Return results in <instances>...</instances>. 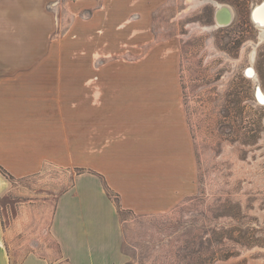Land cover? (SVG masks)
Returning <instances> with one entry per match:
<instances>
[{"label": "rangeland", "instance_id": "1", "mask_svg": "<svg viewBox=\"0 0 264 264\" xmlns=\"http://www.w3.org/2000/svg\"><path fill=\"white\" fill-rule=\"evenodd\" d=\"M263 1L0 0V79L28 98L0 102V116L34 119L50 152L25 156L37 172L7 175L9 217L12 195L41 199L31 213L45 235L42 199L97 183L114 264H264Z\"/></svg>", "mask_w": 264, "mask_h": 264}, {"label": "crops", "instance_id": "2", "mask_svg": "<svg viewBox=\"0 0 264 264\" xmlns=\"http://www.w3.org/2000/svg\"><path fill=\"white\" fill-rule=\"evenodd\" d=\"M3 13L4 2L0 5V16ZM28 93L29 99L36 97L35 90ZM41 94L43 92L38 96ZM25 96L18 85L5 84L0 79L2 104L16 101L19 109L21 101L28 99ZM30 123L36 124L34 119L0 116V264H13L18 253L22 252L27 254L15 264H114L109 257L117 251L119 233L114 224L108 226V214L102 208L108 209L109 199L97 183L93 184V191H81L85 188L78 181L72 190L59 194L53 204L49 203L52 197L42 199L51 209L45 235L36 231L34 221L37 217L31 213L41 199L30 198L20 202L12 195L16 202L12 203L14 211L9 217L8 206L2 202L6 195L11 194L13 185L7 175L20 178L39 170L38 163L31 165L25 161L26 155L37 156L41 160L50 155L36 143L38 139L45 140L46 135L37 134ZM24 206L30 209L29 215L24 212ZM112 214L116 216L114 212ZM39 252H53L57 256H41Z\"/></svg>", "mask_w": 264, "mask_h": 264}, {"label": "bare ground", "instance_id": "3", "mask_svg": "<svg viewBox=\"0 0 264 264\" xmlns=\"http://www.w3.org/2000/svg\"><path fill=\"white\" fill-rule=\"evenodd\" d=\"M254 11H252V17L256 21L257 25H259L261 28L264 29V1L257 4L255 9L253 8ZM216 17L218 19L219 24H228L229 22L232 21V10L228 5H220L216 11ZM247 72L249 75L255 74L256 76V70H253L251 66H249ZM255 72V73H254ZM257 97L262 101L264 104V90L259 86L257 89Z\"/></svg>", "mask_w": 264, "mask_h": 264}, {"label": "flooded vegetation", "instance_id": "4", "mask_svg": "<svg viewBox=\"0 0 264 264\" xmlns=\"http://www.w3.org/2000/svg\"><path fill=\"white\" fill-rule=\"evenodd\" d=\"M216 20L218 21L217 17H216ZM228 24H229V23H228ZM223 25H226V24H223ZM248 68H249V67H247V69L245 70V73H247ZM246 75H247V74H246ZM255 97H256L257 101L259 102L258 97H257V95H256V92H255ZM259 103H260V102H259Z\"/></svg>", "mask_w": 264, "mask_h": 264}, {"label": "built area", "instance_id": "5", "mask_svg": "<svg viewBox=\"0 0 264 264\" xmlns=\"http://www.w3.org/2000/svg\"><path fill=\"white\" fill-rule=\"evenodd\" d=\"M259 100V99H258ZM260 104H262V102L259 100ZM264 105V104H263Z\"/></svg>", "mask_w": 264, "mask_h": 264}, {"label": "water", "instance_id": "6", "mask_svg": "<svg viewBox=\"0 0 264 264\" xmlns=\"http://www.w3.org/2000/svg\"><path fill=\"white\" fill-rule=\"evenodd\" d=\"M256 94H257V90H256ZM260 100V99H259ZM262 102V101H261Z\"/></svg>", "mask_w": 264, "mask_h": 264}, {"label": "trees", "instance_id": "7", "mask_svg": "<svg viewBox=\"0 0 264 264\" xmlns=\"http://www.w3.org/2000/svg\"><path fill=\"white\" fill-rule=\"evenodd\" d=\"M6 174H7V172H6Z\"/></svg>", "mask_w": 264, "mask_h": 264}]
</instances>
